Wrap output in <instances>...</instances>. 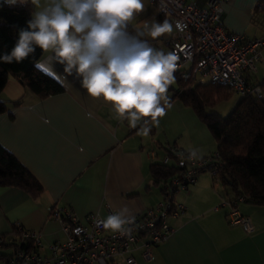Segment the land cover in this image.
<instances>
[{"label": "crops", "instance_id": "0c3cea01", "mask_svg": "<svg viewBox=\"0 0 264 264\" xmlns=\"http://www.w3.org/2000/svg\"><path fill=\"white\" fill-rule=\"evenodd\" d=\"M143 2L145 9L132 21L133 29L145 20H164L151 0ZM187 2L203 7L207 0ZM46 3L40 0L41 7ZM221 9L227 32L264 38V0H223ZM174 34L173 28L171 34L148 39L168 52ZM45 56L40 57L37 68L62 86L61 93L37 99L9 77L0 94L7 107L0 114V146L42 187L41 195L32 199L22 190L0 186V235L14 236V226L19 224L23 230L39 234L37 252L49 257L50 245L65 238L58 211H70L78 219L91 213L105 219L127 205L135 215L142 213L162 199L161 187L153 184L152 164H161L173 150L187 153L198 149L204 158L216 152V143L193 110L177 100L170 101L172 107L158 126L150 125L148 136L137 135L127 121L116 119L109 104L90 97L78 79ZM263 75L264 48L257 81ZM169 95L171 98L172 92ZM15 102L18 105H12ZM231 198L232 192L219 179L213 180L207 172L199 174L193 185L175 195L185 209L168 220L169 237L153 249L150 260L134 252L136 263L264 264V205H237V211L250 220L252 232L247 233L242 226L228 223L227 207L215 209ZM0 253L8 255L9 251ZM112 264L125 263L116 259Z\"/></svg>", "mask_w": 264, "mask_h": 264}, {"label": "built area", "instance_id": "2783aa9c", "mask_svg": "<svg viewBox=\"0 0 264 264\" xmlns=\"http://www.w3.org/2000/svg\"><path fill=\"white\" fill-rule=\"evenodd\" d=\"M222 2L207 0L203 7H197L187 0H151L164 20L168 19L174 26L175 34L168 52H175L179 57L175 79L191 78L197 82L223 85L239 98L264 99L261 86L264 75L261 81L256 79L264 38H247L243 34L227 32L221 22ZM176 21L182 23V31L175 29ZM172 85L167 93L169 98ZM171 156L179 163V171L161 182L162 199L153 208L135 215L130 236L103 229L97 224L103 219L95 213L78 219L70 211H58L65 238L50 245L49 257L37 252L39 234L25 231L16 224L14 236L0 235V251H9L7 259L0 264H112L116 259H122L125 264H137L133 257L137 251L143 260H150L153 249L171 234L168 220L184 212V206L175 201L176 193L186 191L203 172L213 180L219 179L221 162L217 152L201 160L188 161L185 159L187 153L173 150L161 160V165H168ZM241 202H245L244 198L235 196L215 209L227 207L228 223L242 226L250 233L249 218L236 209Z\"/></svg>", "mask_w": 264, "mask_h": 264}, {"label": "clouds", "instance_id": "9594fccd", "mask_svg": "<svg viewBox=\"0 0 264 264\" xmlns=\"http://www.w3.org/2000/svg\"><path fill=\"white\" fill-rule=\"evenodd\" d=\"M4 2L39 10L32 11L27 28L19 31L15 46L0 61L21 63L39 48L47 54L45 60L62 65L90 97L109 104L116 119L127 121L137 135L148 136L150 125L158 126L172 107L167 93L179 57L154 47L148 38L171 34L174 26L168 19H152L130 31L132 21L145 9L143 0H47L43 7L40 0ZM175 29L183 30L180 21ZM185 159L197 161L203 155L189 149ZM135 221L134 212L125 205L97 224L130 236Z\"/></svg>", "mask_w": 264, "mask_h": 264}, {"label": "trees", "instance_id": "16d2710c", "mask_svg": "<svg viewBox=\"0 0 264 264\" xmlns=\"http://www.w3.org/2000/svg\"><path fill=\"white\" fill-rule=\"evenodd\" d=\"M32 11L30 4L9 6L0 0V56L11 52L19 38V31L27 28ZM129 30L134 29L130 26ZM42 55V51L36 48L35 53L21 63L0 61V94L9 77L37 99L61 93L62 86L37 68ZM261 86L264 92V83ZM170 91V101L177 100L183 106L190 107L211 133L221 162L218 171L221 183L230 189L233 197L242 196L247 203L264 205V99L239 98L230 113L222 117L211 110L233 96L229 87L195 82L191 78H176ZM6 108V103L0 100V114ZM171 159L170 165H151L153 184L157 185L179 171V163L172 156ZM0 186L22 190L32 199H37L42 193L37 180L2 146ZM6 259L7 255L0 253V262Z\"/></svg>", "mask_w": 264, "mask_h": 264}, {"label": "rangeland", "instance_id": "374dc122", "mask_svg": "<svg viewBox=\"0 0 264 264\" xmlns=\"http://www.w3.org/2000/svg\"><path fill=\"white\" fill-rule=\"evenodd\" d=\"M238 99L239 97L233 94V96L229 99L217 104L211 111L216 112L222 117H226L230 113V111L235 107ZM156 187H161V183H159Z\"/></svg>", "mask_w": 264, "mask_h": 264}]
</instances>
